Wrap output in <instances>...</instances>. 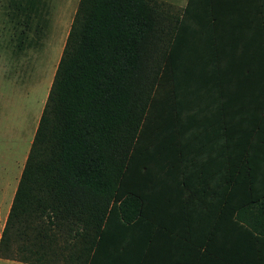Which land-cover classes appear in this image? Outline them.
I'll use <instances>...</instances> for the list:
<instances>
[{"label": "trees", "instance_id": "1", "mask_svg": "<svg viewBox=\"0 0 264 264\" xmlns=\"http://www.w3.org/2000/svg\"><path fill=\"white\" fill-rule=\"evenodd\" d=\"M171 8L161 0H79L0 258L137 264L126 251L140 235L150 248L158 235H194L201 248L207 204L222 203L211 208L209 233L241 231V261L229 264H250V254L264 264V226L234 220L235 188L254 186L264 162V0ZM240 10L256 15L258 58L245 67L219 59L221 51L237 54L220 50L218 38L229 35L218 29ZM189 13L198 25L211 22L213 50L203 49V33L186 30ZM241 71L259 77L252 96L234 80Z\"/></svg>", "mask_w": 264, "mask_h": 264}, {"label": "crops", "instance_id": "2", "mask_svg": "<svg viewBox=\"0 0 264 264\" xmlns=\"http://www.w3.org/2000/svg\"><path fill=\"white\" fill-rule=\"evenodd\" d=\"M161 1L170 3L172 6L178 9H184L187 6L189 0ZM190 15L193 16L192 13H189V17H187L186 21V30L191 36L192 32H197L198 34L203 33V49L209 48V50H211L213 47V50L216 47L214 45L215 43H212V41H210V39L207 37L213 32V30H210L211 22L207 19L208 22L207 20H203V23L198 25L196 20H190L193 18L190 17ZM255 16L256 15L252 14L251 12H243V10H240V12H234L232 15V20H230L231 16H224L226 23L225 26H221L218 29V34L219 37L220 35L224 34L229 35V37L218 38V44H220L218 47L220 50L224 51H226L224 48H235L237 54H235V57H230L228 54L221 56L223 53V51H221L219 54L220 60H225V63L227 64L234 62V64L239 67L253 65L254 62H256L258 57L254 55L256 48L253 45L252 39L254 27L253 19L256 18ZM68 32L64 37L61 47L58 48L55 45L56 62L53 66L51 77L49 79V90L65 45ZM233 35H238L235 41L232 38ZM209 57L214 58L215 56L211 54ZM258 79L259 77L257 76L256 72L253 73L252 71H241L240 73L235 74L234 77V80L241 83V89L245 91L249 89V96L253 95L252 83H257ZM47 93H49V91ZM41 114L39 115V118L35 124V128L32 132L30 147L34 139ZM27 128L28 127L24 128L20 134L17 133L19 137L24 136L23 132ZM30 147L23 153L22 158H20L19 161H16V166L13 165V162L10 161L9 158L0 156V238L10 213L13 199L20 182ZM255 174L257 179H255L254 183L256 184L254 186L252 185V187L248 188L246 186L243 187L240 184L235 188L234 220L237 224L240 223L247 227L254 226L260 228L264 226V162L260 167L255 169ZM244 198L247 199L246 202H243ZM221 206H223L222 203H217L213 206L211 203L207 204L208 212L204 214V218L201 221V224L204 227V233L202 237L203 246L201 248L199 244H195V242H200V239L194 235L191 236L190 239H188L187 236H176L173 234L158 235L155 237V242L151 248L148 246V242L145 243V237L140 235L137 238L138 244H133L131 247H129L126 253L132 252L133 260L137 259V264H229L230 261H241L239 251L241 250L242 235L241 231H236V226H234L235 231H233L229 237L224 229H220L216 235H211L209 233L211 231V223L215 220V212H211V208H221ZM228 238L231 239L232 244H228ZM230 245H232L234 248L232 253L228 251V246ZM105 249L109 250L110 247L106 246ZM230 255L233 256V259L226 260L228 257H231ZM249 258L252 259V261L250 260V264H257L258 261L256 257H252V254H250ZM0 264L32 263H24L14 259L0 258Z\"/></svg>", "mask_w": 264, "mask_h": 264}, {"label": "rangeland", "instance_id": "3", "mask_svg": "<svg viewBox=\"0 0 264 264\" xmlns=\"http://www.w3.org/2000/svg\"><path fill=\"white\" fill-rule=\"evenodd\" d=\"M78 3L0 0V156L15 166L30 147L49 91L55 45L61 47Z\"/></svg>", "mask_w": 264, "mask_h": 264}]
</instances>
